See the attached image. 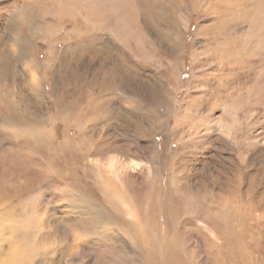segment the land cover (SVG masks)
Here are the masks:
<instances>
[{"label":"rangeland","instance_id":"rangeland-1","mask_svg":"<svg viewBox=\"0 0 264 264\" xmlns=\"http://www.w3.org/2000/svg\"><path fill=\"white\" fill-rule=\"evenodd\" d=\"M231 250L264 264V0H0V264Z\"/></svg>","mask_w":264,"mask_h":264},{"label":"bare ground","instance_id":"bare-ground-1","mask_svg":"<svg viewBox=\"0 0 264 264\" xmlns=\"http://www.w3.org/2000/svg\"><path fill=\"white\" fill-rule=\"evenodd\" d=\"M114 163H115V161H114ZM127 214H129V211H127ZM139 223H141V222L139 221ZM148 225H145L146 229H144V233H143L144 237H147V234L149 233V231L151 229V227H149ZM133 226H134V224H133ZM127 231L129 233V229H127ZM132 232H134V231H132ZM133 235H134V233H133ZM135 238H136V236H135ZM232 251L233 250L228 251V252H223V251L219 252L220 259L222 260L221 263H223V264H240V255H239L240 253L238 254V253H234V252H237V251H234V252H232Z\"/></svg>","mask_w":264,"mask_h":264}]
</instances>
